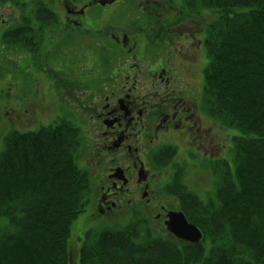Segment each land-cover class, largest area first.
<instances>
[{"label":"trees","instance_id":"1","mask_svg":"<svg viewBox=\"0 0 264 264\" xmlns=\"http://www.w3.org/2000/svg\"><path fill=\"white\" fill-rule=\"evenodd\" d=\"M175 3L211 9L207 86L224 123L242 134L234 171H223L211 206L182 205L205 233L223 242L210 255L165 238L148 245L162 249L137 252L125 232H105L85 244L82 264H264V0ZM73 145V133L59 129L6 139L0 153V264H70L71 225L91 190Z\"/></svg>","mask_w":264,"mask_h":264},{"label":"flooded vegetation","instance_id":"2","mask_svg":"<svg viewBox=\"0 0 264 264\" xmlns=\"http://www.w3.org/2000/svg\"><path fill=\"white\" fill-rule=\"evenodd\" d=\"M120 0H115L117 3ZM65 11L62 25L64 34L77 31L79 25L96 28L106 24L111 26L110 18L103 14L98 18L87 13V7H79L73 0L62 2ZM7 21V20H5ZM108 36L126 49L131 59L136 58V52L141 44L138 34L107 33ZM142 47V45H141ZM161 65H156V69ZM128 76L122 78L120 87L115 88L98 109L95 116L100 129L99 146L94 153V177L102 191L98 204L102 212H108L117 206L114 199L124 196L151 195L153 175L150 167L152 151L156 145L166 141L165 138L177 135L174 129L184 128L186 116H179L180 98L175 104L169 102L168 94L154 80L137 71V64L127 65ZM165 70L154 71L151 77L170 83ZM165 75V79H164ZM96 168V170H95ZM152 198L146 197L150 203Z\"/></svg>","mask_w":264,"mask_h":264},{"label":"rangeland","instance_id":"3","mask_svg":"<svg viewBox=\"0 0 264 264\" xmlns=\"http://www.w3.org/2000/svg\"><path fill=\"white\" fill-rule=\"evenodd\" d=\"M156 5L163 6L158 2H156ZM103 9V7L96 5L91 7L90 11L98 14L102 12ZM192 30H194V28L191 25L179 26V32L176 30L175 34L180 32L190 33ZM100 33L103 35V29L100 30ZM182 36L183 35L180 34L179 39L177 40L176 47L178 48V51L179 48L181 50L182 48H189L191 45L195 44L193 41L188 40L189 37ZM59 39L61 40L57 42V45L54 48L56 55H50L49 59L36 58L37 60H32L33 57L29 56L31 53L28 50H17L13 52V54H7L4 53L3 48L0 46V139L2 135L6 136L13 130L22 132L28 129L31 130V128L39 129L44 125L53 124L58 122L53 120L56 117L72 120L76 106L71 99H68V97L64 95V91L58 88L60 79L64 78L53 73V71L59 70L62 62L66 61L64 55L67 51L73 50L72 52H69L70 55H72L75 60L83 61V63H81L83 72H86V75H89L85 80L92 78L90 75H94L99 84L109 83L110 81L107 79V75L110 74L109 72L111 71V68H114L121 73L125 71L124 60L115 59L111 64L110 59H108L110 67L105 66L104 60L106 59V54L105 51L98 46L97 41L87 42L84 39L79 38L61 37ZM54 42L55 41L49 43L47 48H50ZM88 48L92 49L91 54L87 53ZM191 49L194 51V56L188 57V60L195 65L198 63L197 53L194 48ZM116 50L118 53H122L119 48H111L110 52ZM54 65H56V69L54 68ZM45 83L49 84L50 90H47ZM74 90L75 92L72 94L77 98L75 101L77 106H80L81 104L85 105L87 103L89 92L86 91L85 87H75ZM190 107H192V110H190V116H193V113L198 114L197 109L191 102L187 105V108ZM4 110H8L9 117L3 113ZM28 111H32V113ZM33 113L35 114V118L31 119ZM82 114H84L83 111ZM47 117L48 121L46 122L45 118ZM196 121L197 123L200 122L197 119V115ZM191 122L194 123L193 120ZM201 127L204 131L206 130V124H202ZM209 133V135L202 134V136H204L203 145L211 150V155H214L217 153L216 150L218 151L221 144H223V155H226L230 132L223 129V141L222 139H219L221 137L218 135L216 128L211 127ZM0 144V151H2L4 149V143L2 145V140ZM186 145L188 146L190 143H184L183 147L185 148ZM183 155L185 158H188L187 153L184 151ZM189 170L191 172H189L185 178L187 184L194 187V189H202V191L205 190V186L208 187V185H210L206 180L207 177L212 179L211 174H209V176L202 175L204 173L203 171L199 173V170L202 169L191 170L190 168ZM136 209L140 211V216L148 218V215H143L142 209L139 207ZM93 213H95V210L92 207V204H90L85 212H83L73 223L70 243L74 244L75 249L77 247L76 241L80 242V238H82L81 234L89 230L99 232L105 226L111 227L116 225L115 223H118L119 225L123 223L122 219L116 220L114 223L111 218L93 216ZM90 218H93L91 223L88 222ZM78 246L80 247V244Z\"/></svg>","mask_w":264,"mask_h":264},{"label":"water","instance_id":"4","mask_svg":"<svg viewBox=\"0 0 264 264\" xmlns=\"http://www.w3.org/2000/svg\"><path fill=\"white\" fill-rule=\"evenodd\" d=\"M180 217H182L181 215H179ZM182 219V218H181ZM185 234V236L187 237V238H190V239H192V240H198L199 238H200V236L197 234V235H189L188 233H184Z\"/></svg>","mask_w":264,"mask_h":264},{"label":"bare ground","instance_id":"5","mask_svg":"<svg viewBox=\"0 0 264 264\" xmlns=\"http://www.w3.org/2000/svg\"><path fill=\"white\" fill-rule=\"evenodd\" d=\"M136 16V15H135ZM135 18V17H134ZM103 28H107L106 24H103ZM261 105H264V98H261Z\"/></svg>","mask_w":264,"mask_h":264}]
</instances>
